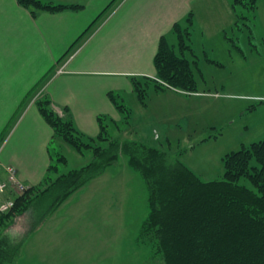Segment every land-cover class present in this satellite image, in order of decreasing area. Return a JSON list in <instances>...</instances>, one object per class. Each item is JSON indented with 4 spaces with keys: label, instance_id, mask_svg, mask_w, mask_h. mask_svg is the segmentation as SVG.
<instances>
[{
    "label": "rangeland",
    "instance_id": "obj_1",
    "mask_svg": "<svg viewBox=\"0 0 264 264\" xmlns=\"http://www.w3.org/2000/svg\"><path fill=\"white\" fill-rule=\"evenodd\" d=\"M237 15L239 27L231 32L230 42L220 36L222 13H200L195 52L186 55L197 93H163L152 85L145 107L135 94L124 91L122 103L132 117L129 124L121 115L117 119L122 131L110 123L112 135L161 148L204 182L223 180L226 156L264 139V0L253 10L250 5L238 7ZM210 20L217 38L206 30ZM173 44L179 52L178 42ZM159 84L168 87L160 80ZM154 129L160 139H154ZM55 148L69 160L60 165L62 173L92 160L90 152L81 155L62 140ZM127 165L122 156L118 166L72 195L45 221L42 212L55 194L15 216L6 231L22 243L16 263L164 264L150 247L137 242L149 214V192ZM240 183L251 187L246 180Z\"/></svg>",
    "mask_w": 264,
    "mask_h": 264
},
{
    "label": "crops",
    "instance_id": "obj_2",
    "mask_svg": "<svg viewBox=\"0 0 264 264\" xmlns=\"http://www.w3.org/2000/svg\"><path fill=\"white\" fill-rule=\"evenodd\" d=\"M42 1L82 8L41 12L34 17L18 0H0V136L8 130L0 144V181H7V169L14 167L20 181L38 190L47 187L53 163L49 147L55 136L37 108L39 98H49L55 109H68L75 127L86 136L100 134L99 117L107 118V124H113L109 119L114 120L119 126L113 125L122 131L117 121L122 114L109 94L122 96L126 91L136 95L134 78L156 77L154 59L159 43L165 38L175 47L176 24L189 29L193 52L200 13L217 10L223 14L220 36L225 41L231 42V32L239 27L233 0ZM214 23L210 20L206 30L217 38ZM63 64L65 72L57 75L56 69ZM52 68L53 75L26 100ZM161 92L183 93L175 89ZM153 133L154 139L161 138L156 129ZM16 196L15 190L9 189L2 199Z\"/></svg>",
    "mask_w": 264,
    "mask_h": 264
},
{
    "label": "trees",
    "instance_id": "obj_3",
    "mask_svg": "<svg viewBox=\"0 0 264 264\" xmlns=\"http://www.w3.org/2000/svg\"><path fill=\"white\" fill-rule=\"evenodd\" d=\"M260 0H233L238 7L255 9ZM34 17L41 12L59 13L78 11L82 6L58 4L42 0H18ZM192 19L188 20L189 27ZM178 35V50L165 38L159 43L154 59L156 79H133L134 92L141 105L147 106L148 89L157 91L175 89L197 93L191 61L193 53L191 33L181 25L174 26ZM46 74L28 94L30 99L53 75ZM159 80L168 87L159 84ZM109 98L122 114L126 124L132 117L119 95ZM41 116L54 130L49 152L53 163L49 167L45 189L29 188L16 196L15 207L0 212V264H17L21 241L7 232L15 216L26 214L49 194L55 199L42 212V221L53 215L74 193L101 177L109 168L118 166L121 157L127 158L128 167L146 183L149 192V214L142 224L137 242L150 247L154 258L164 264H264V139L243 146L225 158L224 179L204 182L179 160L144 142L121 140L110 132L105 117H99L100 134L89 137L78 131L68 116V109L59 114L49 98L38 99ZM115 126L117 122L109 119ZM8 130L0 136V144ZM64 141L78 153L90 152L92 160L79 169L62 173L60 165H68L66 156L57 152V141ZM246 180L251 187L242 185Z\"/></svg>",
    "mask_w": 264,
    "mask_h": 264
},
{
    "label": "built area",
    "instance_id": "obj_4",
    "mask_svg": "<svg viewBox=\"0 0 264 264\" xmlns=\"http://www.w3.org/2000/svg\"><path fill=\"white\" fill-rule=\"evenodd\" d=\"M66 65L63 64L58 67L56 70V74L60 75L65 72ZM37 98L34 100L36 101ZM8 172V180L7 181H0V212L7 213L11 211L15 207V200L14 199H7L3 200L2 197L4 193L9 190H15L17 196L22 195L25 193L29 187L25 185L22 181H20L18 177V173L14 167H9L7 169Z\"/></svg>",
    "mask_w": 264,
    "mask_h": 264
}]
</instances>
